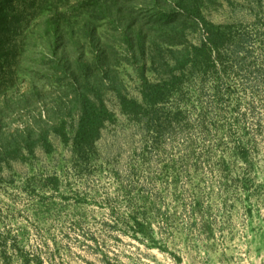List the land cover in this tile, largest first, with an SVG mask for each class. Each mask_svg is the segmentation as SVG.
Returning <instances> with one entry per match:
<instances>
[{
  "label": "rangeland",
  "instance_id": "obj_1",
  "mask_svg": "<svg viewBox=\"0 0 264 264\" xmlns=\"http://www.w3.org/2000/svg\"><path fill=\"white\" fill-rule=\"evenodd\" d=\"M23 1L0 11V99L64 85L30 75L36 63L55 66L46 29L70 32L56 41L73 58L90 55V34L111 43L123 86L100 92L90 145H74V111L46 139L0 153V264H264V0L185 10L203 21L189 12L184 40L159 45L193 54L182 63L166 56L167 66L122 59L121 29L97 16L94 0ZM204 23L220 30L216 64L205 68ZM133 216L148 226L134 232Z\"/></svg>",
  "mask_w": 264,
  "mask_h": 264
},
{
  "label": "trees",
  "instance_id": "obj_2",
  "mask_svg": "<svg viewBox=\"0 0 264 264\" xmlns=\"http://www.w3.org/2000/svg\"><path fill=\"white\" fill-rule=\"evenodd\" d=\"M136 1L94 0L92 4L97 16L106 17L109 21L119 25L125 40L122 44L124 46L122 59L139 64L145 57H148L152 63L162 66L169 64V58L175 63L188 61L190 55L193 54L188 47L162 49L159 43L183 41L186 29L189 28L185 16L193 12L200 21H203L200 11L185 10L191 7H196L197 10L198 4H204L210 0H144L141 3L143 7L140 9L136 8ZM167 2L170 4L169 7ZM26 5L27 3L23 0H0V11H18L20 6ZM176 8L181 11H175ZM149 17L151 20L148 19ZM3 21L0 16L1 26H4ZM46 22L48 25L58 27V22L50 19ZM210 25H204L206 36L203 37L197 53L200 55L204 68L210 62L215 65V58L217 59L219 55L216 50L220 45L218 37L220 30L214 32ZM84 29L90 32V28L84 27ZM66 35L70 36L68 30L61 34L58 29L52 32L46 29L42 36L47 41L46 48L51 47L52 63L55 66L36 63L29 70L30 75L41 72L46 75L50 73L54 75L58 83L65 78L62 87H56L50 92H40L32 84L19 96L12 97V92L3 93L0 99V153L2 155L3 153L12 154L23 146L30 148L37 141L46 139L49 129L54 128L52 127L53 121L55 119L61 121L74 111H77L79 115L74 145L78 147L90 145L102 121L103 105L100 92L104 89L120 90L122 88V80L116 69L120 60L118 49L106 41H102L101 45L95 44V41L99 39L90 34V55H86L82 50L73 58L65 42L61 44L56 41L57 38H64ZM149 45H152L153 49L151 55L148 51ZM56 51H60L61 55H58ZM195 57H197L196 53ZM141 68H144L143 64ZM30 80L33 79L30 77ZM47 80L51 81V79ZM158 92L160 88L157 86L153 93L148 91L152 98ZM16 117L24 124L22 127L10 129L8 121ZM131 220L130 227L134 232H141L146 225L148 226L143 217L133 216Z\"/></svg>",
  "mask_w": 264,
  "mask_h": 264
}]
</instances>
